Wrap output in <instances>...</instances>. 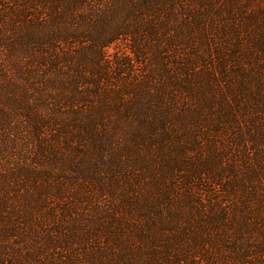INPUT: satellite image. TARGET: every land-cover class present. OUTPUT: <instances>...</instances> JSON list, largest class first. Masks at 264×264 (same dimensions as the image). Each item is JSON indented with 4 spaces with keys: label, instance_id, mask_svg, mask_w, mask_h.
<instances>
[{
    "label": "trees",
    "instance_id": "1",
    "mask_svg": "<svg viewBox=\"0 0 264 264\" xmlns=\"http://www.w3.org/2000/svg\"><path fill=\"white\" fill-rule=\"evenodd\" d=\"M0 264H264V0H0Z\"/></svg>",
    "mask_w": 264,
    "mask_h": 264
},
{
    "label": "rangeland",
    "instance_id": "2",
    "mask_svg": "<svg viewBox=\"0 0 264 264\" xmlns=\"http://www.w3.org/2000/svg\"><path fill=\"white\" fill-rule=\"evenodd\" d=\"M123 48H124V47H123L122 44H117V45H114V46H110V47H108V48L106 49L105 52H106V55L111 56L112 53H113L116 49L123 51V50H125V49H123ZM126 52H127V51H126Z\"/></svg>",
    "mask_w": 264,
    "mask_h": 264
}]
</instances>
